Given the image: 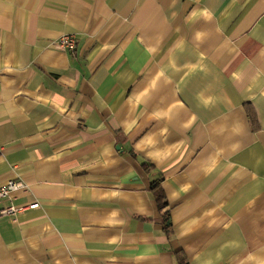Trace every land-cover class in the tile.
<instances>
[{
    "label": "crops",
    "instance_id": "1",
    "mask_svg": "<svg viewBox=\"0 0 264 264\" xmlns=\"http://www.w3.org/2000/svg\"><path fill=\"white\" fill-rule=\"evenodd\" d=\"M8 180L0 264H264V0H0Z\"/></svg>",
    "mask_w": 264,
    "mask_h": 264
},
{
    "label": "built area",
    "instance_id": "2",
    "mask_svg": "<svg viewBox=\"0 0 264 264\" xmlns=\"http://www.w3.org/2000/svg\"><path fill=\"white\" fill-rule=\"evenodd\" d=\"M55 45L60 50H66V51H73L75 47V41L73 35L70 34H61L55 42ZM23 184L20 181L17 180H8L5 184H0V197L6 196L9 194L10 191L22 188ZM38 205L37 202H32L27 205H22L19 207L16 206H8L5 209L2 210L4 213H14L26 208H34Z\"/></svg>",
    "mask_w": 264,
    "mask_h": 264
},
{
    "label": "trees",
    "instance_id": "3",
    "mask_svg": "<svg viewBox=\"0 0 264 264\" xmlns=\"http://www.w3.org/2000/svg\"><path fill=\"white\" fill-rule=\"evenodd\" d=\"M144 166H148V165H144ZM150 190L152 191V194L154 196V200L156 203L157 210L159 212L162 211L166 207L167 201H166V198H165V195H164L162 188L158 184V179H155V180L150 182ZM162 216H163V219L165 222L164 223V229L167 231L168 230L167 228L170 225V223L166 224L168 221L167 210L163 212ZM176 256H177V260H178L179 264H187L186 258L182 253L176 252Z\"/></svg>",
    "mask_w": 264,
    "mask_h": 264
}]
</instances>
